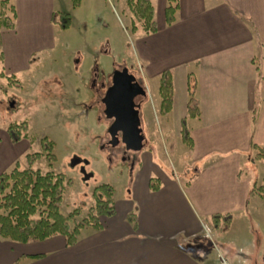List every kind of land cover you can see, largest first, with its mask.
<instances>
[{
    "label": "crops",
    "instance_id": "obj_1",
    "mask_svg": "<svg viewBox=\"0 0 264 264\" xmlns=\"http://www.w3.org/2000/svg\"><path fill=\"white\" fill-rule=\"evenodd\" d=\"M8 1L14 26L1 29L0 86L54 48L51 19L60 11L58 0ZM151 1L157 30L132 33L134 52L146 80L172 72V109L161 116L174 127L186 120L192 140L187 163L165 173L143 153L129 190L119 197L115 190L114 214L100 218V229H83L71 246L59 235L27 243L1 239L0 264H209L212 251H219L211 229L223 225L213 216H229L228 229L235 216L250 215V190L257 184L246 173L257 160L251 145L264 148V0H179L171 25L165 23L166 0ZM79 64L75 59V70ZM190 91L199 101L195 118L187 117ZM6 131L0 173L22 155L21 139L12 142ZM155 177L159 188L153 191ZM132 212L135 225L128 221Z\"/></svg>",
    "mask_w": 264,
    "mask_h": 264
},
{
    "label": "rangeland",
    "instance_id": "obj_2",
    "mask_svg": "<svg viewBox=\"0 0 264 264\" xmlns=\"http://www.w3.org/2000/svg\"><path fill=\"white\" fill-rule=\"evenodd\" d=\"M57 3L58 12L70 13L71 23L66 29L54 26V48L38 54L33 68L15 81H1L0 143L6 126L26 121V137L18 144L22 155L15 161L25 168L26 154L42 150L39 140H52L55 160L49 164L42 156L31 167L63 173L67 184L62 213L80 207L85 215L94 205L96 185L111 184L118 197L129 190L132 167H138L143 153L151 154L163 172L177 173L175 163H187L189 145L183 140L181 124L174 127L159 113L158 81L141 76L125 0H81L75 9L69 0ZM75 59L80 60L76 70ZM122 68L147 92L138 114L141 133L136 150L126 149L122 142L105 144L109 123L101 100L113 71ZM92 69L93 85L87 84ZM248 166L246 173L257 183L249 196L250 215L235 216L228 229L210 228L219 251H212L209 264H232L231 258L241 264H264V199L256 193V185L264 184V160L257 158Z\"/></svg>",
    "mask_w": 264,
    "mask_h": 264
},
{
    "label": "trees",
    "instance_id": "obj_3",
    "mask_svg": "<svg viewBox=\"0 0 264 264\" xmlns=\"http://www.w3.org/2000/svg\"><path fill=\"white\" fill-rule=\"evenodd\" d=\"M69 2L71 9H75L80 5L81 0H69ZM125 4L130 12L129 30L131 33L137 30L145 34L156 32L154 5L151 0H125ZM178 6L179 0H166L164 8L166 25H171L175 21ZM14 15V6L8 0H0V61L2 60L1 29L13 28ZM51 21L60 28L66 29L71 23V15L69 12H55ZM3 76L0 72V77ZM259 76L264 77V74L259 73ZM11 78L7 77V80L10 81ZM157 92L160 98L159 113L165 116L172 109L174 95L170 70L161 73ZM199 114V101L194 92L190 91L187 117L195 118ZM26 125V121H22L7 126V133L12 142L26 137ZM181 134L190 147L192 140L185 119L181 122ZM39 142L41 151L26 154L27 167L20 168L16 162L11 169L0 173V239L14 243H27L59 235L64 238L67 246H71L79 240L83 229L87 227L100 229V218L114 214L115 190L111 184H98L93 194L94 205L85 215H82L80 207H75L67 214L62 213L60 207L67 184L65 175L53 170L43 172L31 167L42 156L49 164L55 160L54 142L47 137H42ZM251 146L257 151L256 157L264 160V148L255 144ZM158 188V180L151 178L150 189L155 191ZM256 188L258 194L264 199V184ZM253 190L252 188L250 193ZM219 218H222L224 226H228L229 216H213L216 222ZM128 221L135 225L134 212L129 214Z\"/></svg>",
    "mask_w": 264,
    "mask_h": 264
},
{
    "label": "water",
    "instance_id": "obj_4",
    "mask_svg": "<svg viewBox=\"0 0 264 264\" xmlns=\"http://www.w3.org/2000/svg\"><path fill=\"white\" fill-rule=\"evenodd\" d=\"M147 97L136 77L127 68L115 70L112 74V85L107 89L103 103L105 115L112 118L113 123L108 128L112 146L118 143V134L126 149L136 150L141 133L138 114L141 104Z\"/></svg>",
    "mask_w": 264,
    "mask_h": 264
},
{
    "label": "flooded vegetation",
    "instance_id": "obj_5",
    "mask_svg": "<svg viewBox=\"0 0 264 264\" xmlns=\"http://www.w3.org/2000/svg\"><path fill=\"white\" fill-rule=\"evenodd\" d=\"M115 71V70H114ZM113 71V72H114ZM113 74V73H112ZM90 81H91V84L93 85V83H94V80H91L90 79ZM92 81H93V83H92ZM112 85V75H111V77H110V84L107 86V89L110 87ZM141 85V84H140ZM142 86V85H141ZM143 87V86H142ZM144 88V87H143ZM107 89H106V91H107ZM145 89V88H144ZM106 91H105V93H106ZM105 95V94H104ZM103 98H104V96H103ZM103 98H102V100H103ZM101 100V101H102ZM102 104H103V113H104V115H105V106H104V103H103V101H102ZM105 117H106V115H105ZM107 118V117H106ZM108 119V123H109V127L112 125V123H113V119L112 118H107ZM108 127V128H109ZM108 135H109V133H108ZM118 143L117 144H119V143H123V141L121 140V134H120V132H119V134H118ZM110 140H111V137H110V135H109V138H108V140H107V142H105V144H109V145H111L110 144ZM116 144V145H117ZM116 145H114V146H116ZM123 145L125 146V144L123 143ZM126 148V147H125Z\"/></svg>",
    "mask_w": 264,
    "mask_h": 264
}]
</instances>
